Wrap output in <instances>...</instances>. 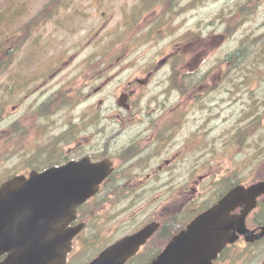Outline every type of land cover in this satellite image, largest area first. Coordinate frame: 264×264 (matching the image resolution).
<instances>
[{"label":"rangeland","instance_id":"rangeland-1","mask_svg":"<svg viewBox=\"0 0 264 264\" xmlns=\"http://www.w3.org/2000/svg\"><path fill=\"white\" fill-rule=\"evenodd\" d=\"M22 1H27V4L22 5ZM150 1H52L51 6L55 7V13L51 15V19L46 18L44 22H41L42 18H40L35 22L40 24L37 32L43 31L44 33L39 35L35 31L13 64L15 67L19 63V58L27 55L28 45L36 44L43 50L44 54L41 57L44 60L40 61L39 56L35 57L30 54L27 61L37 63L25 67V76H39L41 71L48 70L50 77L43 82L44 87L40 88V85L36 84L32 88L22 89L29 90L28 93L18 91L12 94L0 85V104H3L1 113L4 118V122L0 125V182L6 180L7 173L10 175L14 173L28 174L29 166L33 164L31 154L39 152L41 146L47 141V135L44 136L43 131L33 129V118L31 116L26 118V114L28 116L30 110V102L41 100L44 94L60 88L64 84L63 76L72 77L79 74L84 62L92 59L91 54L96 55V60H92L98 70L101 69V64L105 63V58L112 56L114 58L113 66L118 65L112 72L116 77L106 84L99 94L86 100L84 102L86 104H76L73 109H68V104L63 105L64 111L58 112L57 117L52 120L54 128L51 133L67 131L70 128L76 131L77 118L90 116L94 113L96 119L100 116L103 117L106 130L114 131V133L117 132L116 128L121 130L119 136L111 142L110 151L117 152L130 143L131 139L141 135L140 143L143 147L146 145L145 152L150 153L151 139L148 140V134L143 132L146 120L137 123L138 121L135 119L131 122H128L130 119H127L122 124L111 120L118 117V112H123L121 107L123 100L119 98L121 88L131 81L135 90L143 93L140 96L141 106L158 104L159 101L168 102V94L163 91L165 88L163 80L167 78V74L169 75L171 57L167 66H163L165 58L163 62L160 61L166 54L169 57L176 53L178 59L185 48L186 54L181 69L196 73L195 78H198L212 64L214 65L215 61L225 56L229 50L234 49L241 37L247 34L252 35V38L264 37V0H253L255 11L249 13L243 27L227 39L219 37L220 33L217 31L212 34L211 32L222 26V16L231 14L236 3L240 0H194L190 6L189 4L193 0H181L179 6L183 7L184 11L181 10L183 13L181 12V15L171 23L174 31H169L167 26L162 31L153 30L151 32L150 29L154 26L158 8L151 10L149 8ZM47 3V0H0V9H4L6 15L13 11L18 15L21 13V16L16 20L17 24L27 25L32 23L30 20L35 16H43L37 13ZM8 29H12V26H9ZM196 30H200L203 37L191 48H186L188 41H173L186 31L195 32ZM122 34L125 38L120 37ZM134 36L143 42L140 43ZM254 42L261 43L259 39ZM115 59L118 61L115 62ZM254 65L262 74L261 77L253 79L252 85L257 87V92H264V62H256ZM143 68L145 71H142ZM249 76L252 77L251 74ZM26 77L23 80H26ZM80 79L82 82V76ZM139 80L142 82H138ZM209 80L211 82L212 77ZM254 80H259V83ZM32 90L33 94H31ZM245 91L244 89L242 93L238 94L240 100L235 106H232V103L217 104L214 95L210 93L203 107L190 110L182 133L180 129L171 141L164 144L162 154L152 156L140 153L135 157V162L144 163V165L135 167L134 171L138 174L136 181L147 180L148 183L132 185L130 197L118 204L119 208L126 211L123 210L122 213L115 214L113 221L115 225L107 222L105 214L100 211L98 214V223H100L95 233L99 229L100 237L107 241L112 228L120 235L139 227L148 213L153 212L152 209L159 205H166L170 201L168 186L164 182L202 179L211 183L205 186H211L212 184L216 185L215 180L222 176H229V172L234 170H239L240 175L247 176V171L255 162L249 157L253 150L250 144L254 142V139L253 137L245 139L238 145L234 144L232 138L236 126L242 123L237 119L240 111L246 107L244 104ZM87 93L86 90L85 94ZM177 99L178 96L173 93L171 100L176 101ZM84 100L85 96L81 101ZM99 101H103L105 104H96ZM92 102L95 104H87ZM167 108L168 106L163 104L164 111ZM140 116H142V112L136 117ZM18 118L21 128L15 132V130H11V124ZM36 122L39 124L40 120L36 119ZM78 128L82 133L87 132L83 126ZM93 138V142L98 144L96 132ZM167 158L169 165L159 168V165H163ZM27 161L30 162L29 165L26 163ZM148 174L153 175L147 177ZM223 184H227V181ZM209 191H213V189H209ZM123 221L126 223L123 224ZM90 227L85 230L84 239L85 235L91 232ZM121 227L126 230L120 231ZM89 238L88 236L86 240ZM101 247L98 249L93 244H88L81 248L79 244H75V249L79 251H74L70 261L74 257L76 259L73 264H83L86 260L94 258L102 249Z\"/></svg>","mask_w":264,"mask_h":264},{"label":"water","instance_id":"water-1","mask_svg":"<svg viewBox=\"0 0 264 264\" xmlns=\"http://www.w3.org/2000/svg\"><path fill=\"white\" fill-rule=\"evenodd\" d=\"M109 164L83 158L5 182L0 188V253L10 255L3 264H63L72 237L82 227L67 225L74 219L77 205L106 177ZM237 198V192H232L220 205L197 217L178 237L180 250L172 244L153 264H182L194 254L193 247H221L231 226L227 210ZM249 198L245 191L239 197L246 202ZM153 229L154 224L146 226L105 249L89 264H123ZM170 251L178 252L175 258L168 257Z\"/></svg>","mask_w":264,"mask_h":264},{"label":"flooded vegetation","instance_id":"flooded-vegetation-1","mask_svg":"<svg viewBox=\"0 0 264 264\" xmlns=\"http://www.w3.org/2000/svg\"><path fill=\"white\" fill-rule=\"evenodd\" d=\"M88 64V62L84 63V65ZM109 66L111 67L112 64H110ZM80 74L84 75L82 77V82L79 74L73 77L64 76V84L61 86V92L77 93V91L82 87L83 90H88L87 97H91L92 93H97L98 87L94 85V83L97 82V78L95 79V74L92 73V69L88 68L87 71L83 70V72H80ZM138 82H142V80H139ZM41 87H43V83H41ZM119 97L124 101L125 111L121 115L119 114L117 120L125 121L127 119H130L132 121L136 119L128 115H131L130 110H133V104H137V99L139 97V94H137V90L129 91L122 88ZM68 100L69 99L64 95H56L52 98L53 104H50V107L56 108L57 106H62V104H71ZM146 105L148 107H151L154 111L157 110V108H162L160 104ZM159 118V116L140 118L139 123H142V121L144 120L147 121L145 130H143V132L148 134V140L160 136L161 134L166 136L168 135V125L165 124L166 120L168 119L164 120V122L160 124L157 121ZM78 121L79 123L83 122L84 124H86V130H88L89 132H78L76 133V137L73 136V133L57 132L52 134L51 139L59 142L58 147L55 148V150L62 151L66 149L67 151H72L73 149L77 148V156L70 157L71 154H67V156H69L70 158H80L83 156H88L92 161H98L102 158H109L110 160H112L115 166V163H117L118 161L115 156L105 151L104 149H96V147L100 146L103 143L102 134L96 133L98 144L93 142V135L96 132V128L93 129L91 125L95 121V118L91 116L78 117ZM155 121H157L156 124ZM139 141L141 142V135L139 137ZM127 151L130 153L129 159L135 156V154H133V151ZM141 153L146 154L147 152L141 151ZM98 156L103 157L98 158ZM62 161L64 160L58 159L57 163H60ZM167 164L168 160L165 161V165ZM159 168H162V166H160ZM114 170L113 172L115 173L116 170ZM262 171L263 172L260 173L255 181L264 180V170ZM126 172H128V170L124 168L121 174H125ZM119 178L124 177L120 175L117 177V179ZM128 179L130 180L122 181L115 180L113 179V177H110L109 180L105 181L103 185H105V187L109 189L126 187L134 182L133 177H129ZM139 183L144 184V181H140ZM201 183L202 182L195 181H182L177 183V187L180 188V191L177 193L170 191L169 195L171 201L169 202V204L167 206L159 205L158 207H156L155 211H157V213H160V215H157L150 220H158L160 222L159 229L147 239L146 243L143 244L139 248V250L127 260L125 264H150L161 253V251L166 247L172 237L182 229L181 228L179 230H175L173 224H169L168 226V220L169 222L171 221L168 212L174 216L178 212V210L187 209L188 211H194L196 207H194L191 203H193L194 200L198 199L199 197H203L204 195V191L198 187V184ZM164 184L168 186V181L164 182ZM108 197H113V194L109 192ZM180 200L182 201L181 206L178 204ZM242 209V207H238L236 210H234V213H241ZM81 213V211H78V216L81 215ZM246 223L250 229H254L256 232H259L261 230V227L264 226V193L258 198L256 207L252 209V211H250L247 215ZM5 256V254L1 255L0 261L3 260ZM211 264H264V236L254 241H250L246 238V235L240 234L239 238L235 242L226 245V247L219 253V255L212 260Z\"/></svg>","mask_w":264,"mask_h":264},{"label":"trees","instance_id":"trees-1","mask_svg":"<svg viewBox=\"0 0 264 264\" xmlns=\"http://www.w3.org/2000/svg\"><path fill=\"white\" fill-rule=\"evenodd\" d=\"M47 1L48 3L46 4L45 8L43 7L37 13V14L44 15L42 17V20L45 19L46 15L51 16L53 13H55V7L51 6L53 0H47ZM180 1L181 0H151L150 1L149 8H151V10H155L156 7L158 8V12L156 13V16H155V23H154V26L150 29V32L153 30L162 31L167 26H168V30L173 29L171 28L172 26L171 22L175 18H177L181 10L184 11V8L179 6ZM193 3H194V0L190 2L189 6ZM21 4L26 5L27 1L26 2L22 1ZM237 9H243L245 11V16H246L249 13H252L255 11V6L253 5L250 8L249 2L247 0H243L241 3L238 4V6L236 7L235 11H233L232 14L222 16L221 18L223 21L222 26L217 28L216 30H213L211 34L217 31L220 33L219 36L224 39L225 37L229 38L231 35H233L237 31V29L240 27L241 23L243 22L245 18V16H243L241 19H238ZM172 14L174 15V18H172L171 16ZM20 16H21V13L18 15V13L14 11L6 15L4 9H0V70L1 71L8 70L9 67L10 68L12 67L10 63L14 60L15 55L19 54V52L22 51L24 45L30 40V38L35 33V31L38 30L37 28L40 27V24L35 23L40 19L39 17L33 18L32 20H30L32 21V23L27 24V25L17 24L16 20ZM9 26H12V29H8ZM183 34L184 35L178 37V40H182L186 37L198 38V36L202 35L200 30H196L195 32L188 31ZM122 35L123 36L121 37L125 38L124 34ZM259 37L260 36L255 38L254 41L259 39ZM134 38L137 39L140 43L143 42L137 36H134ZM249 40L250 38L248 37V35L242 38L240 43L235 48V50H231L227 54L226 60L225 61L222 60V62L228 65H231L230 67H232V64L235 65L240 59V54L243 52H247V49L249 47L248 45ZM254 43L256 42L250 43L251 44L250 47L252 48V50L250 49L251 53H253L256 50ZM28 51H29V47L27 49V52ZM251 56L254 58L253 54ZM178 71L179 70L174 66L173 76H174V79H178V81L176 82V85L179 86L181 90L183 91L184 95H186L189 98L187 100L188 103H193L197 101L200 95L199 94L200 87L199 88L195 87L197 83L195 84L194 82H192V78L190 75H187V74L185 75V73L178 72ZM22 73H23V70H19L15 74H12V76L11 74L7 75V77L9 76V78L7 79L12 80V85H11L12 92H17L20 90L21 88L20 83L17 82L15 84L14 82H15V79H18V77L22 75ZM213 74H214V70H210L203 75V79L200 83V86H204L205 88L203 94L208 93L212 89H214V85H212V83L209 80V78L212 77ZM182 77H185V78L188 77L190 79V82L186 84V87H182L180 85V82L182 81ZM172 82L174 84L173 77H172ZM3 84H5L7 88L9 89L10 82L8 80L3 81ZM1 119L2 118L0 116V120ZM244 128H246V126L242 125L241 127L238 128V131H237V134L241 137V139H244L246 137L245 135L246 130H244ZM57 143L58 141H53L50 143L49 147L50 148L52 146L58 147ZM48 157H50V159H47L45 163L38 168L48 166L51 164H55L59 158L66 157V154L65 152H60V154L58 155V158H53L52 153L50 151L48 153Z\"/></svg>","mask_w":264,"mask_h":264},{"label":"bare ground","instance_id":"bare-ground-1","mask_svg":"<svg viewBox=\"0 0 264 264\" xmlns=\"http://www.w3.org/2000/svg\"><path fill=\"white\" fill-rule=\"evenodd\" d=\"M254 59H250L248 61H243V62H240L239 63V67L241 69H245L247 66H249L251 63H253ZM242 74V73H241ZM241 74L239 76H241ZM244 130H246V134L249 133V128L246 126V128H244ZM134 153H136L137 151L136 150H133Z\"/></svg>","mask_w":264,"mask_h":264}]
</instances>
